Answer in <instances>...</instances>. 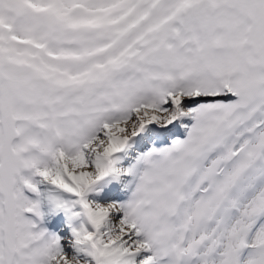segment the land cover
Returning a JSON list of instances; mask_svg holds the SVG:
<instances>
[{
	"label": "snow or ice",
	"instance_id": "snow-or-ice-1",
	"mask_svg": "<svg viewBox=\"0 0 264 264\" xmlns=\"http://www.w3.org/2000/svg\"><path fill=\"white\" fill-rule=\"evenodd\" d=\"M5 5L0 264H80L28 214L43 216L25 191H40L37 173L79 194L94 225L84 264H264V0ZM102 13L107 26L78 23ZM182 114L187 134L130 169L129 199L87 198L131 136Z\"/></svg>",
	"mask_w": 264,
	"mask_h": 264
},
{
	"label": "rangeland",
	"instance_id": "rangeland-1",
	"mask_svg": "<svg viewBox=\"0 0 264 264\" xmlns=\"http://www.w3.org/2000/svg\"><path fill=\"white\" fill-rule=\"evenodd\" d=\"M10 8L15 9L16 12V8L14 6L5 5L3 15L0 17L11 18L9 13ZM93 16L88 19H84L87 24H91L95 21ZM82 21H78V23H81ZM186 115L191 117L188 114ZM135 116L136 113L134 112L133 118H135ZM181 120L183 119L181 118ZM154 125L166 127L169 124L161 125L155 120L150 121L143 129L145 134L141 132L140 138H137L136 141L131 143L129 147L125 148L123 152L119 151L120 149L114 152L112 154L114 157L112 168L105 175L107 178L104 179L105 176H103L94 182L91 186V190L87 193V198L89 200L107 204L111 201H123L131 197L132 191L139 179L138 171L130 170L133 165H135L133 157H136L139 148L143 147L142 144L138 145L140 142L144 141V143H151L153 138H155V132L153 131ZM176 127H179L178 124ZM184 128L181 129V132L186 131ZM175 132L178 133V131ZM151 136L153 138L152 140H149V137ZM53 163L54 159H52L49 164L53 166ZM36 181L43 193V212L46 215H53L56 204L59 203L60 198L63 199L65 203V213L67 212V216H62L57 220L58 224H61V230L64 232V235H60L61 244L65 253L70 258L73 256L78 257L80 264H84V262L89 260L91 257V253L88 251L90 241L84 236V227L87 226L88 230H93L94 225H92L91 221L87 217L83 204L79 199V194L73 193L68 189H64L62 186L54 183L50 178L42 176V174ZM125 197H127V199H125ZM111 215L112 213L110 212L109 216L111 217ZM110 222L115 223L114 220Z\"/></svg>",
	"mask_w": 264,
	"mask_h": 264
},
{
	"label": "clouds",
	"instance_id": "clouds-1",
	"mask_svg": "<svg viewBox=\"0 0 264 264\" xmlns=\"http://www.w3.org/2000/svg\"><path fill=\"white\" fill-rule=\"evenodd\" d=\"M73 147H75V146H73ZM54 152V151H53ZM43 167H45V168H51L52 167V165L51 164H49V163H45L44 165H43Z\"/></svg>",
	"mask_w": 264,
	"mask_h": 264
},
{
	"label": "bare ground",
	"instance_id": "bare-ground-1",
	"mask_svg": "<svg viewBox=\"0 0 264 264\" xmlns=\"http://www.w3.org/2000/svg\"><path fill=\"white\" fill-rule=\"evenodd\" d=\"M130 141L133 142L132 138H130ZM122 149H124V147ZM122 149H120V150H122ZM55 217H57V215Z\"/></svg>",
	"mask_w": 264,
	"mask_h": 264
}]
</instances>
